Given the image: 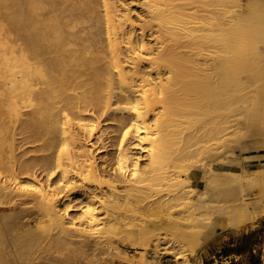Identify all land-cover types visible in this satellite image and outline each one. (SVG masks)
Instances as JSON below:
<instances>
[{
  "label": "bare ground",
  "instance_id": "6f19581e",
  "mask_svg": "<svg viewBox=\"0 0 264 264\" xmlns=\"http://www.w3.org/2000/svg\"><path fill=\"white\" fill-rule=\"evenodd\" d=\"M140 1L138 29L156 28L152 46L133 37L117 0H0V260L22 259L26 249L25 264H36L40 248L74 257L125 242L142 254L117 251L122 263L189 264L184 244L194 242L188 251L196 256L264 215V176L248 180L264 171V133L250 129L264 125V4L249 0L241 17L186 7L205 0ZM83 21L90 24L74 30ZM90 111L127 115L113 118L112 173L98 167L87 144L99 127L81 114ZM228 112L238 124L226 138L229 150L221 137L206 146L186 133ZM17 134L21 146L31 145L20 158L43 154L17 159ZM129 138L144 162L126 149ZM35 169L46 182L20 176ZM75 201L78 214L68 217ZM149 223L168 232L159 238ZM99 233L101 248L91 243ZM94 254L91 262L100 264Z\"/></svg>",
  "mask_w": 264,
  "mask_h": 264
},
{
  "label": "rangeland",
  "instance_id": "374dc122",
  "mask_svg": "<svg viewBox=\"0 0 264 264\" xmlns=\"http://www.w3.org/2000/svg\"><path fill=\"white\" fill-rule=\"evenodd\" d=\"M117 4H119V9L122 10V13L127 14L129 21L133 22L134 24V30H133V37L135 39H137V37H141L142 34V39H145L147 42L150 43V46H152V43H155V38H154V34L156 33L154 30L156 29L155 27L151 28L149 32V29H145L143 31V33H141L138 29L139 24H138V19H142L145 17V10L141 4L140 0H117ZM261 4H264V0L258 1ZM251 1L249 0H234L231 1L227 4V6H220L216 3H213L211 1L208 2V0H205V4H201V3H197V4H191V5H187L186 7H193V6H197L195 9H197L199 11L200 14H205L206 12L210 11V10H223V9H227L229 11L232 12H236L237 15H240L241 17H246L247 12H248V7L250 6ZM121 7V8H120ZM120 10V11H121ZM88 24H90L87 21H83L81 26H78L77 29L74 30H81L82 27H86L88 26ZM153 30V31H152ZM89 31L91 32H95L97 30H95L94 28L89 29ZM88 32V29H85L84 31L78 33V35L84 37L86 36V33ZM155 32V33H153ZM151 35V38L149 35ZM156 36V35H155ZM154 40V41H153ZM154 46V45H153ZM207 48H210L212 46L211 43H207L206 44ZM261 46V45H260ZM215 50V49H212ZM161 70V69H160ZM163 71V70H161ZM59 105L62 106V103H59ZM78 110L75 109L74 112H77ZM117 113V112H116ZM226 112H224L223 114H225ZM81 114L87 116V118L89 119V117L91 118H96L99 121V127L98 129H96V131L94 132L93 136L88 140L87 144L91 150V152L94 154L95 158H96V162L98 164V167L100 169H102L104 172L106 173H112L114 172V167H116V157H117V153H118V149H117V137L119 136V131H118V127H119V123L118 121H115L113 118H118V119H122L125 120L127 119V115L126 113H121L119 114V112L117 114L116 117L114 116V114H108L105 116H102L100 118H98V115L93 112H81ZM210 117V118H208ZM207 117L208 120L206 119H201V123H197L196 125L192 126L191 128H188L186 130V133H188L191 136L194 137H200L201 140L203 141H207L208 143H206L205 145H213L214 144H222L221 142L225 139L224 142V147L223 149L225 150H229V148L234 147L233 144L231 145L229 143L226 144V138L231 139V137L234 136V134L232 135L229 132H233V130L238 126L235 115L228 112L224 117L221 118H217L215 119L213 117V115H209ZM211 117L214 118V120L211 119ZM211 119V121H210ZM258 126V127H257ZM235 127V128H234ZM253 127V128H252ZM255 127V129H254ZM262 127V128H260ZM250 129L256 132H260L257 130H261L264 133V125H251ZM236 131V129H235ZM261 132V133H262ZM231 134V137L229 135ZM215 137H221V139L219 140L220 143L218 144L219 141H217L214 139ZM15 141L13 143L15 152L14 154L16 155V157L18 156L20 158L21 153L28 149L31 145H24L21 146V140H22V136L17 134L14 137ZM129 138L128 141L126 142V144L128 145V147L126 149H129V151L131 152V154L133 155V158H138V162L141 163L144 162L143 157H141L140 155H142L141 152H139L140 150L134 149L132 147L133 144H135V142ZM213 139V140H212ZM248 139V138H247ZM132 145H131V142ZM204 144V143H201ZM227 148H226V145ZM249 144V143H247ZM126 145V146H127ZM131 145V147L129 146ZM235 145V144H234ZM231 146V147H230ZM241 145H239L240 148ZM239 148H233L234 149V155H236V153H240V154H244L243 152H238ZM237 149V151H236ZM231 150V149H230ZM117 151V153H116ZM255 152V151H254ZM259 152H264V151H259ZM141 153V154H139ZM43 153L37 152V153H26L23 157L20 158V160L23 159H27L31 156H40ZM116 155V156H115ZM138 156V157H137ZM17 157V159H18ZM142 158V160H140ZM140 160V161H139ZM15 167V166H14ZM31 174V175H30ZM20 176H30V178L32 176H34L37 180L41 181L42 183L45 181L46 182V175L41 173L40 170L35 169L32 173H29L27 175H20ZM58 176V174H54L52 176L51 179H56ZM264 176V171H257L254 172L253 174L249 175L248 180H259L260 177ZM75 202L71 203V207L68 209L67 214L68 217H74L75 215L78 214L77 212V207H75ZM74 205V206H73ZM259 223H262L261 225H264V215L262 217H259L257 219H254V221H251L249 224V228L248 230H246L245 232L239 233V234H234V233H224L221 237L217 238L216 240L213 241H209L204 247L203 249H201L200 253L196 256H193L191 253H189L193 243L191 244H184V246L179 250V251H183L182 253V258L184 260H186L187 263L189 264H201V256L203 254V252H206L207 250L210 249V251H212V253H217L218 251L222 250V247H227V245H229L231 242H236V240H238V237L240 235H243L245 233H250V231L252 229H255V233L253 234V239L254 235L258 232L256 229H258L257 227H259ZM253 226V227H252ZM149 227L152 230L151 232L153 234H155L156 236H158L159 238L165 234L166 231L164 229V225L163 223H161L158 227L153 226V224L149 223ZM252 229H251V228ZM229 234V235H228ZM102 233H99L98 236L96 238L91 239V243L92 244H97V246H99L101 248L102 246ZM225 236V237H224ZM187 240H193V237L191 235L186 236ZM252 241V239H251ZM254 241V240H253ZM238 242H240L238 240ZM125 242H115L116 245V249L114 250L113 248H111L112 250H107L104 251L103 254H101L102 251H90L87 253V255H78V256H74L72 257V255L67 254V251H58V250H54V249H49V248H44V249H39L33 257H36V259L34 260V262L36 264H93L91 261L93 260V254L95 256V258H97L100 254L101 256H99V258H97V262H100V264H125L122 263L121 261H119L116 257V252H121V250L123 252H125L128 256L133 257L135 259L140 258V254L141 251L138 247H136L135 249L130 248ZM124 244V245H123ZM95 246L92 247V249ZM98 247V249H100ZM187 248V250L185 249ZM190 248V249H189ZM189 250V251H188ZM109 251V252H108ZM115 251V252H114ZM209 253V259H211L213 256H211L212 254ZM264 251V248H263ZM24 254L22 255V259L20 258H12V259H6V258H1L0 263L1 264H25L26 263V257L30 258V256H28V251L26 249L23 250ZM112 252V253H111ZM98 253V255H97ZM140 253V254H139ZM70 255V256H69ZM83 256V257H82ZM97 256V257H96ZM138 256V257H137ZM198 256V257H197ZM258 256V255H257ZM101 257V258H100ZM187 257V258H186ZM92 258V259H91ZM101 259V260H99ZM258 259L260 260V264H264V256L263 257H259ZM248 255H244L243 257L239 258L238 263L239 264H248ZM262 261V262H261Z\"/></svg>",
  "mask_w": 264,
  "mask_h": 264
},
{
  "label": "crops",
  "instance_id": "0c3cea01",
  "mask_svg": "<svg viewBox=\"0 0 264 264\" xmlns=\"http://www.w3.org/2000/svg\"><path fill=\"white\" fill-rule=\"evenodd\" d=\"M261 224L262 223H259V227L256 229L258 232L254 235L255 239L252 238L253 234L255 233V229H252L250 233H245L238 237V240H240L242 237H247L249 239L248 247L251 248L253 254L256 256L258 255L259 257L264 256V225ZM238 240H236V242H231L229 245H227V247H222V250L218 251L217 253H212L210 249L206 252H203L201 256V264H229L232 261L238 263L239 258L243 257L244 255H248V252H243L240 254L236 252L235 248L239 245ZM228 249L232 250L229 251ZM209 251L210 254H212L211 256H213L211 259H209Z\"/></svg>",
  "mask_w": 264,
  "mask_h": 264
},
{
  "label": "trees",
  "instance_id": "16d2710c",
  "mask_svg": "<svg viewBox=\"0 0 264 264\" xmlns=\"http://www.w3.org/2000/svg\"><path fill=\"white\" fill-rule=\"evenodd\" d=\"M248 238L247 237H242L239 241V245L235 248L236 252L243 253V252H248V264H260V260L258 257L252 253L251 248L248 247ZM231 251L232 249H228ZM225 251V250H224ZM229 264H239L237 262H230Z\"/></svg>",
  "mask_w": 264,
  "mask_h": 264
}]
</instances>
